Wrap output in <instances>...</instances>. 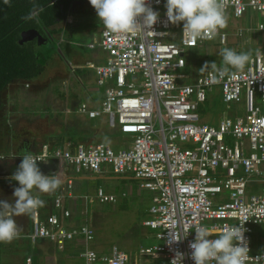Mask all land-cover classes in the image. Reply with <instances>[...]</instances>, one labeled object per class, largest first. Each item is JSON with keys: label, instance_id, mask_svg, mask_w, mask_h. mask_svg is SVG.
<instances>
[{"label": "built area", "instance_id": "1", "mask_svg": "<svg viewBox=\"0 0 264 264\" xmlns=\"http://www.w3.org/2000/svg\"><path fill=\"white\" fill-rule=\"evenodd\" d=\"M225 4V14L231 12L236 19L249 13L264 17V0H225ZM165 5L166 0H148L147 6L158 14L152 29L121 35L103 27L98 46L109 60L105 66L92 65L98 85L106 88L102 109L92 110L82 103L78 110L92 120L106 115L111 127L131 137L129 147L116 152L97 143L78 146L73 153L45 147L36 154L46 159L38 165L62 159L77 174L96 175L109 168L117 176H134L142 189L155 194L152 219L144 226L155 231L162 244L140 251V257L151 258V264L160 259L172 264L177 252L183 253L181 264H194L189 245L197 227L211 228V238H216L241 222L245 223L248 264H264L255 260L264 252L253 250L255 228L264 226V108L255 102V93L264 101V55L250 57L243 70L229 71L223 78L218 75L223 67L210 68L187 83V76L179 73L188 66L187 49H200L216 39L225 46L228 35L220 29L195 44L185 42L183 23L170 22ZM138 22L142 24V18ZM259 29L264 31V25ZM216 87L225 104H245L244 118L224 117L218 128L200 123L201 104ZM254 186L256 194L248 195ZM96 198L101 204L117 202L103 189L97 190ZM55 209L62 211L64 219L71 218L62 197L56 199ZM175 233L184 238L169 243ZM30 239L33 243L49 241L61 251L68 243L83 239L79 256L84 264H89L84 255L88 251L95 253L92 264H144L141 259L132 261L117 247L111 255L91 250L95 233L90 225L69 227L56 213L43 220L37 208ZM26 262L33 264L32 259Z\"/></svg>", "mask_w": 264, "mask_h": 264}, {"label": "rangeland", "instance_id": "2", "mask_svg": "<svg viewBox=\"0 0 264 264\" xmlns=\"http://www.w3.org/2000/svg\"><path fill=\"white\" fill-rule=\"evenodd\" d=\"M250 17L251 15L245 16L243 19H234L229 17V15L227 16L226 27L221 29L223 32H226V34H230L228 35L227 45L223 46L220 39H216L212 43L202 46L200 49H187L186 61L188 66L184 71L179 72L187 76V83L193 82L206 72H200V69L206 63L209 65L216 63V68L224 67L222 64L221 52L225 48L233 49L238 53L248 52L250 53V57L259 52L258 40L259 38L264 39V31L251 35L248 34L246 37L244 36V32L239 31L240 29H245L248 32L246 28L251 26V24L252 26H257V24L260 25V23L264 25L262 16H253L252 22ZM86 18V24L93 28V32H97L101 23L97 12L92 11ZM247 19H250V22H248ZM236 31L238 35H236ZM99 36L102 38L101 32H99ZM39 51L42 56L46 58L48 64H50L47 72L42 75L38 81L32 82L30 86H24L23 83L11 86L2 97L3 105L0 112V133L4 131L6 133L5 136H10V138L6 137V140L8 144H11L15 152H18V147L25 139L30 137V133L34 132L38 134L36 132L37 129L43 134L47 133L49 126L56 124L58 126L59 120L61 123L65 121L64 116L60 117L57 105L51 106L50 111H48V107L43 104L42 94L44 91L49 90L55 92L64 89V91L68 93L67 98H73L71 87L62 86V81H57L55 77H51L54 69L58 67V63L55 65L52 61L55 59V55H59L60 51H62L59 42H50L45 46H40ZM62 65V71L64 73L69 72L73 75L75 71L72 72L71 64L63 62ZM210 68L211 66H209V69ZM229 71L234 72L236 70L230 69ZM75 73L76 76H78L77 72ZM99 89L101 92L105 90L104 87H100ZM67 90H69V92ZM255 102L257 105L264 108V101L257 93H255ZM100 108L102 109V105ZM198 114L202 125L218 128L224 117L233 119L236 117L244 118L247 113L245 104H225L223 102L221 90L216 87L211 93H208V100L201 104ZM47 117H50V119ZM103 120L104 122L106 121V123L102 121V118L93 121L94 125H97L93 131L98 132L97 136L94 137V143L107 144L116 152L122 148L129 147L127 142L131 137L122 135L118 127H111L106 115L103 116ZM5 122H7V125L4 126ZM35 138L37 139L36 136ZM58 148H62L63 150L66 147L61 144ZM5 149L6 148L3 149L4 152L6 151ZM13 150H11V152H14ZM1 153L0 157L4 156ZM12 155L15 154H9V156ZM94 175L96 174H77L74 169L71 172V176L75 178L74 192H79L78 194L81 198L91 196L90 198H93L94 201L93 203L87 202L88 210L86 219L95 233V240L91 243L90 249L99 254L111 255L113 248L117 247L128 254L132 261L141 259L144 261V264H151V259L140 257V251L143 248H153L162 244V242L157 239L156 232L144 226L145 221L152 219L150 209L153 205L155 194L140 190L139 186L141 183L139 181L123 180L122 177L117 176L110 177L109 174L110 179L108 181L100 180L99 186H101L108 195H114L117 198V202L101 204L91 195L92 191H90L89 188L90 181L80 180V178L85 176L94 177ZM91 185L95 186L92 188L93 190L97 186L95 181L92 182ZM12 187L15 189L19 187V184L12 182ZM128 187L132 194H129L128 198H123V194L129 190ZM0 189L3 190L1 187ZM255 192V186L252 189H248V195L256 194ZM6 193L7 191L5 190L4 195ZM2 197L5 196H3V192L0 191V198ZM5 198L9 203L8 197L6 196ZM71 217H73L71 224L76 228H79L85 223L83 216H76L75 220L74 215L71 214ZM261 234L264 238V228L261 229ZM34 244H32L31 240L24 237L22 239L13 240L10 243H4L2 247L4 251L2 255L3 264H22L20 261L22 260L26 263L28 258H33L35 264L37 262V264H45L43 254L39 253V244ZM54 254L57 257L55 264H84V261L79 257L67 258L63 253L57 251H55ZM163 263L164 261L162 259L157 263L152 262V264Z\"/></svg>", "mask_w": 264, "mask_h": 264}, {"label": "crops", "instance_id": "3", "mask_svg": "<svg viewBox=\"0 0 264 264\" xmlns=\"http://www.w3.org/2000/svg\"><path fill=\"white\" fill-rule=\"evenodd\" d=\"M84 2L86 4H84ZM75 3L76 4H74L72 10H69V12L67 13L64 21L59 22L56 26L51 27L49 29H45L43 31L46 38L41 34L43 37L41 43L42 46H45L50 42H56V41L59 42L62 51H60L59 55H55V59H53L52 61L53 63H55V65L56 63H58L57 64L58 67L54 69V71L51 74V77H55L57 81H62L61 84L62 86L71 87L72 88L71 92L73 97L72 99L70 98L68 99L67 98L68 93H66L64 89L57 90L55 92L46 90L42 94V98L44 101L43 104H45L48 107L49 109L48 111H50L51 106L57 105V107L59 108L58 109L59 115L60 117L64 116L65 121L61 123L60 120L58 119L59 120L58 126L57 124L53 126H49L47 133L43 134L38 129L36 130L38 134H35L34 132L30 133L29 134L30 139L29 138H28L29 140L25 139V141L18 147V152L17 151L15 152L12 149L11 144H8L6 137L10 138V136L8 135L5 136L6 133L2 131L0 133V153L2 151L1 154L4 156H8L9 154L13 153L15 154L16 157L15 159L17 160L19 157H23V155H26L29 152H31L34 155L39 154L43 151L45 147H48L52 152L69 150L70 152L73 153L78 146H88L95 144L93 140H95L94 137L97 136L98 132L93 131V129L96 128L97 125H94L93 122L94 120L89 119L87 116L79 114L78 110L82 103L88 104V106L92 110L101 109L100 106L102 105L106 88L104 87L105 90L102 92L100 91L99 89L100 86L98 85V78L96 75V71L92 68V65H95L96 67L107 65L109 56L98 46L101 39V37L99 36V32H101L102 35V31H103L102 22L100 23L97 32H93V28L88 24H86L87 23L86 17L92 11L94 12L96 10L90 4L89 0H75ZM228 15L229 17L236 19L231 12L227 13L226 17ZM249 15H251L250 17L251 22L253 16L254 17L258 16L252 13H249L246 16ZM262 18L264 19V17ZM247 21L250 22V19L249 20L247 19ZM259 26H260L259 24H257V26L256 25L252 26L251 24V26L246 28L248 32L245 29H240L239 31L244 32V36L246 37L248 36V34L251 35L262 32L259 29ZM227 35L230 34L228 33ZM236 35H238L237 31H236ZM258 42H259V46H258L259 52L257 53L254 52V53L256 54L261 53L264 55V39L259 38ZM91 45H96V48L92 49ZM61 61L62 63L66 62L67 64H71L72 72L73 71L77 72L78 76H76L75 72H73V75H71L69 72L64 73L62 71L63 65ZM67 91L69 92V90ZM103 116L100 118H102V121L104 122ZM47 118L50 119V117ZM104 123H106V121ZM35 136L37 137V139L35 138ZM61 144L65 145L66 148H64L63 150L62 148H58L59 145ZM4 148H6L5 152L3 151ZM11 150H13L14 152H11ZM16 160L10 162L8 161L9 166H11L13 169L18 168ZM45 163H47V165H43V163L38 165L42 174L49 177L56 174H60L61 184L56 191L51 193H36V192L33 193L34 195H38L39 199L43 201V204L37 207L41 218L45 220L51 214L56 213L61 217V221L65 225H68L69 227H74L71 224L73 217H71L69 220H66L64 219V215L62 211H58L55 209L56 199L58 197H62L63 208L65 210L70 211L71 214L75 216L74 220L76 219V216L80 215L83 216L85 219L84 224L86 223L88 224V221L86 219L87 210H88L87 202L89 201V203H93L94 202L93 198H90L91 196L90 197L86 196L85 198H81L80 195L78 194L79 192L78 193L74 192L75 178L71 176L72 169L69 168L66 164H64V160L51 159ZM0 166H2V161H0ZM105 169L102 174L94 175V177L85 176L83 178H80V180L90 181L89 188L90 191H92L91 195L92 197H94V199L96 198L97 190L103 189L101 186H99L100 184L99 181L100 180L108 181L110 177L117 176L113 174L111 169L109 168H105ZM117 177H122L123 180H133L138 182V180H136L134 176L130 174L125 176H117ZM70 181L72 182L71 188L69 187ZM94 181L96 182L97 185L95 188L96 192L95 189L94 190L92 189L95 186L91 185V183ZM12 182H16V181L13 179L0 180V184H2L0 185V187L3 188V190L0 189V191L3 192V196L8 197L9 204H14L15 202V197L13 195L14 188L12 187ZM16 183L18 184V182ZM139 187L140 190L146 191L141 188V185ZM128 189L129 190L123 194V198H128L129 194L130 195L132 194L129 187ZM5 190L7 191V193L4 195ZM109 195L112 196L111 194ZM5 197L0 198V200L7 202V199ZM83 199L85 202L83 201ZM33 212L34 210H32L31 213L26 215L13 217L16 220V223L20 229L19 235L14 240L19 238L22 239L23 237L31 240L30 235L32 232ZM262 228H264V226L256 227L255 233L253 235V250L256 253L264 252V238L263 235L261 234ZM83 242H84L83 239H77L74 242L68 243L64 251L59 250L55 244L45 240L39 241L35 244L32 242V244L34 245L39 244V253L43 254V258L45 259V264H55L57 260V257L54 254L55 251L63 253L67 258H74V257L80 258L79 254L80 251L82 250V246L84 244ZM3 245L4 243L0 245V264H3V260H2V255L4 253V251L2 250ZM28 259H32L33 264H35V260L33 258H28ZM20 262L22 264L27 263V262L24 263L25 261L22 260Z\"/></svg>", "mask_w": 264, "mask_h": 264}, {"label": "clouds", "instance_id": "4", "mask_svg": "<svg viewBox=\"0 0 264 264\" xmlns=\"http://www.w3.org/2000/svg\"><path fill=\"white\" fill-rule=\"evenodd\" d=\"M97 12L106 32L112 34L135 33L137 29H152L158 21V14L147 6L148 0H89ZM166 14L173 24L183 23V40L195 44L204 38L226 27L225 0H166ZM31 19V14L27 17ZM142 18V24L138 22ZM148 33H153L149 31ZM224 67L219 71L223 78L230 69L241 71L250 61V53L236 52L225 48L221 52ZM216 70V63L205 64L200 72ZM13 156V155H12ZM6 159V156H4ZM15 159V158H14ZM42 156L29 152L23 155L22 162L14 172L12 179L19 187L14 189V204L0 200V243H10L19 235V227L13 217L32 212L43 204L38 195L33 193H51L60 184V174L45 176L38 161H45ZM1 161V160H0ZM4 161V160H3ZM241 222L225 229L222 234L211 238L213 230L209 227H197L195 239L189 245L194 264H248L249 248L245 244L244 228ZM184 238L182 233H175L169 243H178ZM92 264L95 253H84ZM183 253H176L172 264H181ZM253 259V258H252ZM264 261V256L255 258Z\"/></svg>", "mask_w": 264, "mask_h": 264}, {"label": "trees", "instance_id": "5", "mask_svg": "<svg viewBox=\"0 0 264 264\" xmlns=\"http://www.w3.org/2000/svg\"><path fill=\"white\" fill-rule=\"evenodd\" d=\"M73 2L0 0V112L2 97L11 86L22 83L30 86L50 66L39 51L42 45L38 42L21 44L22 34L37 30L45 37L43 31L64 21ZM30 14L32 18L28 19Z\"/></svg>", "mask_w": 264, "mask_h": 264}, {"label": "water", "instance_id": "6", "mask_svg": "<svg viewBox=\"0 0 264 264\" xmlns=\"http://www.w3.org/2000/svg\"><path fill=\"white\" fill-rule=\"evenodd\" d=\"M29 35H32L31 40L32 39L33 40L37 39L39 44L42 43V39H43L42 35L37 30H32V31L25 32V33L22 34L21 44H24V43H26L28 41H31V40L27 39V36H29ZM22 159H23V157H19L16 160L17 161L16 163H17L18 166L22 162ZM64 164H66V163L64 162ZM43 165H47V163H43ZM12 171H13V168L11 166H9V162L8 161L3 162V165L0 166V180H10V179H12V176L14 174Z\"/></svg>", "mask_w": 264, "mask_h": 264}, {"label": "flooded vegetation", "instance_id": "7", "mask_svg": "<svg viewBox=\"0 0 264 264\" xmlns=\"http://www.w3.org/2000/svg\"><path fill=\"white\" fill-rule=\"evenodd\" d=\"M74 4H75V0H74V2H73V4L71 5V8H70V10H72V8L74 7ZM84 4H86L85 2H84ZM29 32V31H28ZM39 32V31H38ZM40 33V32H39ZM41 34V33H40ZM31 38H32V35H29V36H27V39L28 40H31ZM35 42H38V40L36 39V40H31V41H28L27 43L29 44V43H35ZM4 96V95H3ZM14 158H16L15 157V155H13V156H6V159L4 160V161H2V165H3V162H6V161H13V160H16V159H14ZM15 168L13 169V173L15 172Z\"/></svg>", "mask_w": 264, "mask_h": 264}]
</instances>
